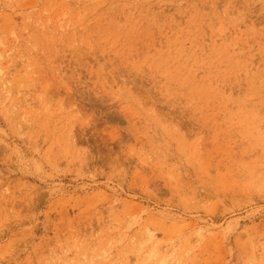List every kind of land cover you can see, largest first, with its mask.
Masks as SVG:
<instances>
[{"label":"rangeland","instance_id":"rangeland-1","mask_svg":"<svg viewBox=\"0 0 264 264\" xmlns=\"http://www.w3.org/2000/svg\"><path fill=\"white\" fill-rule=\"evenodd\" d=\"M0 264H264V0H0Z\"/></svg>","mask_w":264,"mask_h":264},{"label":"bare ground","instance_id":"bare-ground-1","mask_svg":"<svg viewBox=\"0 0 264 264\" xmlns=\"http://www.w3.org/2000/svg\"><path fill=\"white\" fill-rule=\"evenodd\" d=\"M163 263V262H162Z\"/></svg>","mask_w":264,"mask_h":264}]
</instances>
